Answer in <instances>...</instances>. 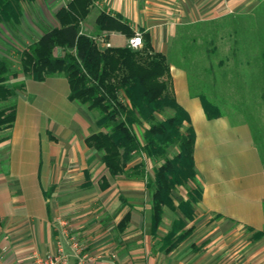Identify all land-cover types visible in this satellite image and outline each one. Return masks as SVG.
I'll return each mask as SVG.
<instances>
[{
    "label": "crops",
    "instance_id": "obj_1",
    "mask_svg": "<svg viewBox=\"0 0 264 264\" xmlns=\"http://www.w3.org/2000/svg\"><path fill=\"white\" fill-rule=\"evenodd\" d=\"M252 1L94 0L92 10L95 25L101 11L120 15L133 30L149 32L155 50L167 54L172 24L229 16ZM97 35L111 46L128 45L130 38L118 31L97 30ZM171 74L175 96L196 131L194 158L203 196L189 223L193 234L169 253L161 251L159 239L172 223L154 238L151 206L134 202L146 186L112 176L101 154L88 146L87 137L100 130L97 116L69 99L65 76L26 77L25 88L14 97L16 122L0 130V255L5 264H33L35 253L57 252L60 242L70 252L67 233L82 238L85 252L104 254L94 264H264V235L253 238L264 231V158L252 129L227 115L209 119L186 70L171 64ZM92 196L98 200L93 207ZM123 196L129 204L122 203ZM128 212L131 220L120 231ZM114 226L119 232L112 236ZM68 264L78 259L71 257Z\"/></svg>",
    "mask_w": 264,
    "mask_h": 264
},
{
    "label": "trees",
    "instance_id": "obj_2",
    "mask_svg": "<svg viewBox=\"0 0 264 264\" xmlns=\"http://www.w3.org/2000/svg\"><path fill=\"white\" fill-rule=\"evenodd\" d=\"M34 1L0 0V25L20 24L24 5ZM94 5V0H68L61 6L56 12L58 25L45 30L22 52L21 71L12 70L9 58H0V130L14 126V97L25 88L24 80L12 84L11 78L29 76L44 81L64 75L70 86L69 99L97 111L100 130L86 142L101 153L112 176L131 175L128 166L137 153L157 162L148 184L152 191L150 222L153 237L159 238L166 210L177 214L159 239L161 251L169 253L193 234L194 226L189 223L203 196L194 158L196 131L190 114L175 96L168 56L155 50L150 33L141 30L144 43L140 48L102 49L94 36L82 30ZM96 26L99 32L118 31L127 37L136 33L122 16L105 10L98 15ZM58 49L62 55L57 54ZM262 58L264 67V53ZM197 95L209 119L226 115L205 93ZM180 187L187 194L177 201L175 191ZM130 220L128 212L119 222V230L124 231ZM263 235L264 231L257 232L253 238Z\"/></svg>",
    "mask_w": 264,
    "mask_h": 264
},
{
    "label": "rangeland",
    "instance_id": "obj_3",
    "mask_svg": "<svg viewBox=\"0 0 264 264\" xmlns=\"http://www.w3.org/2000/svg\"><path fill=\"white\" fill-rule=\"evenodd\" d=\"M67 2L68 0H35L24 5V17L20 24L0 25V58H9L12 70L21 71L22 52L45 30L58 25L56 12ZM95 15L96 9H93L83 23L82 30L94 36L103 49L104 42L97 35ZM171 26L173 35L169 39L167 53L170 64L186 70L192 92L205 93L210 100L221 106L222 112L232 121L247 122L264 158V0H253L244 9L229 16L195 22L182 21V24ZM136 33L143 37L141 31ZM57 54L62 55V50L58 49ZM26 77L29 76L11 78L10 83L20 82ZM92 112L96 118L97 111ZM164 116L166 115H159V118ZM175 151V148L171 149V153ZM97 164L98 162L94 165L95 168ZM156 166V161L137 153L128 166L131 175H122L142 181L146 186L142 193L144 195L136 198V201L133 199L145 207L151 206L152 191L148 184L154 176ZM186 194L187 189L180 187L175 191V198L179 201ZM91 199L93 207L98 200L95 196ZM129 199L123 196L121 201L129 204ZM173 215L167 209L162 228L172 223L175 218ZM114 227L111 230L112 236L119 232ZM73 236L83 245L79 235Z\"/></svg>",
    "mask_w": 264,
    "mask_h": 264
},
{
    "label": "built area",
    "instance_id": "obj_4",
    "mask_svg": "<svg viewBox=\"0 0 264 264\" xmlns=\"http://www.w3.org/2000/svg\"><path fill=\"white\" fill-rule=\"evenodd\" d=\"M105 42L104 38H101ZM106 47H111L109 42L104 43ZM128 45L133 48H140L143 46V37L140 33H136L129 38ZM68 244L70 245V252H67L62 242L59 243L57 252H51L45 255L35 253L33 257V264H68L71 257L78 259V264H94L98 259L102 258L104 254H89L85 252L83 245L77 240L75 236L66 234ZM0 264H5L0 255Z\"/></svg>",
    "mask_w": 264,
    "mask_h": 264
}]
</instances>
